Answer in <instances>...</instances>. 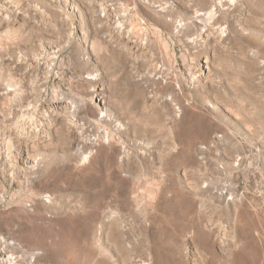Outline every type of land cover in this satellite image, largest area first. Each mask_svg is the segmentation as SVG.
Here are the masks:
<instances>
[{
  "label": "rangeland",
  "instance_id": "obj_1",
  "mask_svg": "<svg viewBox=\"0 0 264 264\" xmlns=\"http://www.w3.org/2000/svg\"><path fill=\"white\" fill-rule=\"evenodd\" d=\"M0 264H264V0H0Z\"/></svg>",
  "mask_w": 264,
  "mask_h": 264
},
{
  "label": "bare ground",
  "instance_id": "obj_2",
  "mask_svg": "<svg viewBox=\"0 0 264 264\" xmlns=\"http://www.w3.org/2000/svg\"><path fill=\"white\" fill-rule=\"evenodd\" d=\"M199 18H201L202 20H205V16H200ZM136 175H140V173L139 172H137L136 171V173H135Z\"/></svg>",
  "mask_w": 264,
  "mask_h": 264
}]
</instances>
